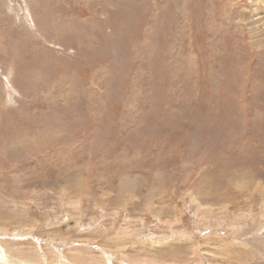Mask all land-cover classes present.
<instances>
[{"label":"rangeland","instance_id":"1","mask_svg":"<svg viewBox=\"0 0 264 264\" xmlns=\"http://www.w3.org/2000/svg\"><path fill=\"white\" fill-rule=\"evenodd\" d=\"M0 264H264V0H0Z\"/></svg>","mask_w":264,"mask_h":264},{"label":"bare ground","instance_id":"2","mask_svg":"<svg viewBox=\"0 0 264 264\" xmlns=\"http://www.w3.org/2000/svg\"><path fill=\"white\" fill-rule=\"evenodd\" d=\"M257 1V0H256Z\"/></svg>","mask_w":264,"mask_h":264}]
</instances>
